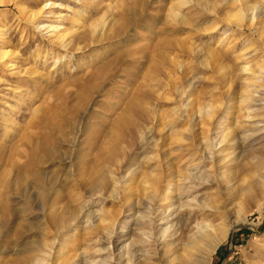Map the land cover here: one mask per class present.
<instances>
[{
    "label": "rangeland",
    "instance_id": "1",
    "mask_svg": "<svg viewBox=\"0 0 264 264\" xmlns=\"http://www.w3.org/2000/svg\"><path fill=\"white\" fill-rule=\"evenodd\" d=\"M244 66L264 67V0H0V264L52 242L54 259L78 254L85 216L124 208L127 174L188 153L190 112L233 117ZM177 113L191 119L169 126ZM263 149L212 183L152 264H264ZM104 174L114 195L93 188ZM200 223L214 230L193 248Z\"/></svg>",
    "mask_w": 264,
    "mask_h": 264
},
{
    "label": "bare ground",
    "instance_id": "2",
    "mask_svg": "<svg viewBox=\"0 0 264 264\" xmlns=\"http://www.w3.org/2000/svg\"><path fill=\"white\" fill-rule=\"evenodd\" d=\"M205 6L207 9V5ZM244 7L250 12L251 22L262 19L263 12L259 10L258 4L247 3ZM251 25L249 24V27ZM261 31H263L262 27ZM211 53V57L217 55L215 51ZM248 67H242V72H249ZM249 73L252 75L242 82L246 87L237 98L239 108L233 114L234 118L229 117V110L218 117L213 107L205 111L199 109V114L194 109L189 114L194 118L192 127L201 130L202 135L206 137L203 141L196 138L194 128L190 129V136L183 139L188 141L184 149L187 154L178 159L170 156L161 158L160 161L155 159L154 167L150 171H144L138 176L127 174L125 178L128 179V184L124 187V195L120 196L123 209L111 211L105 216L101 215L100 210L93 222L92 214L95 211L88 212L85 222L90 227V231L84 243L78 245V254L64 258V263L60 258L61 254L59 258L54 259V254L57 252H55V243L52 242L41 246L40 250L27 258L13 260L10 264L155 263L154 260L159 256L160 251L166 250L178 241L184 231L183 228L191 221V215L196 209L208 208V204L204 201L206 191L212 183L218 178L222 180L225 174L236 171L239 165L246 163V160L253 155L251 150L264 147V85L261 86L264 82V67L260 71L253 70ZM180 92L182 94V91ZM232 118L233 121L230 120ZM187 119L191 118L177 113V120L171 121L169 126L175 127L178 122L188 121ZM201 120L204 122L202 125ZM204 125L205 127L209 125L207 132L210 131V135H207ZM148 158L149 161H154L153 157ZM97 178L93 187L98 190L97 193L102 194L103 191L107 192L110 189L113 195L117 192L119 182L117 183L112 175L104 174ZM189 209H191L190 217L184 220L183 216ZM198 225L193 248L210 239L211 231L214 230L211 224ZM222 240L221 237L214 240L210 246L211 253L218 248ZM190 263V257L170 261V264Z\"/></svg>",
    "mask_w": 264,
    "mask_h": 264
}]
</instances>
